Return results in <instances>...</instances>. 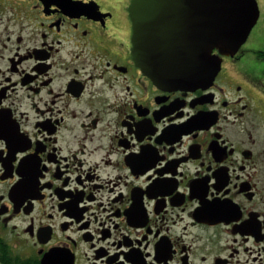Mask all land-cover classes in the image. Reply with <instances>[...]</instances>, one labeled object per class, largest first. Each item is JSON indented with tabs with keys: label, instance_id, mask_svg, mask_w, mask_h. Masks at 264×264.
Instances as JSON below:
<instances>
[{
	"label": "flooded vegetation",
	"instance_id": "flooded-vegetation-1",
	"mask_svg": "<svg viewBox=\"0 0 264 264\" xmlns=\"http://www.w3.org/2000/svg\"><path fill=\"white\" fill-rule=\"evenodd\" d=\"M131 2L0 0V264H264V62L160 86Z\"/></svg>",
	"mask_w": 264,
	"mask_h": 264
},
{
	"label": "water",
	"instance_id": "water-1",
	"mask_svg": "<svg viewBox=\"0 0 264 264\" xmlns=\"http://www.w3.org/2000/svg\"><path fill=\"white\" fill-rule=\"evenodd\" d=\"M133 53L160 86L209 84L258 23V0H132ZM218 50L219 54H214Z\"/></svg>",
	"mask_w": 264,
	"mask_h": 264
},
{
	"label": "rangeland",
	"instance_id": "rangeland-1",
	"mask_svg": "<svg viewBox=\"0 0 264 264\" xmlns=\"http://www.w3.org/2000/svg\"><path fill=\"white\" fill-rule=\"evenodd\" d=\"M261 16L253 28L248 40L242 46L241 54L246 53V57H250L256 62H264V37H262L264 31V0H258Z\"/></svg>",
	"mask_w": 264,
	"mask_h": 264
}]
</instances>
